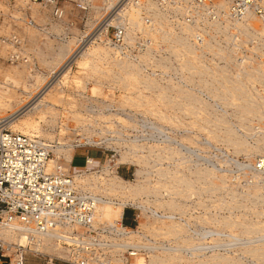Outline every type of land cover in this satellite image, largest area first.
Listing matches in <instances>:
<instances>
[{
	"label": "built area",
	"instance_id": "1",
	"mask_svg": "<svg viewBox=\"0 0 264 264\" xmlns=\"http://www.w3.org/2000/svg\"><path fill=\"white\" fill-rule=\"evenodd\" d=\"M30 1L46 9V21L38 22L31 13L26 18H17L15 15L24 11L20 0H0V6L8 7L6 12L0 9V14L11 18L15 28H21L19 22L23 21L24 25L39 30L43 38L50 36L59 42L75 35L76 28H83L94 7V0ZM105 3L111 5L104 10L96 40L115 52V59L139 64L145 76L163 85L180 84L212 100L209 90L202 86L200 75L196 76L198 81L194 75L191 76L194 83L186 82L190 73L183 67L186 61L181 57L185 56L173 53L175 43L168 41V35L162 37L156 31L159 24L156 19L163 18L178 32L184 26L191 27L194 32L190 41L195 47L192 51L202 64L226 65L232 73L242 65L264 66V35L259 32L264 31V0H103ZM69 4L79 12L74 13ZM134 11L140 12L142 20L135 27L131 18ZM155 12H160L162 17H153ZM248 17H256L258 24L251 29L256 35L247 36L241 27ZM5 39L18 48L10 58L18 59L19 48L27 43L26 38L13 32ZM206 41L209 48L204 45ZM227 54H231V59ZM255 86V92L263 93L261 83ZM66 87L64 89L76 100L79 119L71 123L60 116L52 131L59 135L64 128V141L67 139L76 147H90L86 142H95L102 157L91 160L87 153L84 166L75 174L70 164L65 166L68 161L55 155L52 140L7 129L0 132V264H28L29 261L32 264H135L137 256L144 258V264H151L152 254L170 247L171 236L147 232L141 240H138L139 235L130 238V228L123 226L128 211L132 212L135 231H143L141 220L168 221L174 214L175 220L187 225L188 235L195 237V216L200 215V211L195 210V195L189 200L174 195L178 201L175 209L179 210L173 213L157 208L156 201L150 199L139 206H125L122 220L112 223L98 220L99 205L116 199L95 191V186L83 180L98 173L122 174V166L130 164L119 161L121 153L126 154L128 160L141 158L131 180H137L140 168L147 170L154 181L162 171L158 168H170L177 163L181 170L187 171L188 163L223 175L229 189L237 193L253 186L264 190V150L238 155L207 137L195 139V131L160 122L143 110L123 105L122 89L114 83H102L105 96L88 95L71 83ZM214 101L217 110L224 109L223 104ZM111 114V118H104ZM252 125L254 130L248 139L255 143L264 137V120L253 118ZM42 128L48 129L44 125ZM156 144L166 146V150L152 151L151 146ZM169 147L179 152L176 158L185 160L176 162L169 158L172 153ZM55 156L60 163L50 167L49 161ZM168 190L163 189L166 197ZM48 238L53 239L64 255L42 250Z\"/></svg>",
	"mask_w": 264,
	"mask_h": 264
},
{
	"label": "rangeland",
	"instance_id": "2",
	"mask_svg": "<svg viewBox=\"0 0 264 264\" xmlns=\"http://www.w3.org/2000/svg\"><path fill=\"white\" fill-rule=\"evenodd\" d=\"M20 4L24 11L17 13L15 15L17 18H26V15L31 13L38 22L48 19L46 9L42 5L32 3L30 0H20ZM68 7L74 8V13L79 12L73 4H69ZM109 7L110 3L103 4V0H94V7L88 13L85 26L76 28L75 35L62 42L50 36L43 38L44 35L39 30L24 25L23 21H18L21 28H15L11 18L0 14V126L10 120L7 118L27 104L37 92L45 88L47 82L51 81L50 78L66 63L83 38L90 33L92 37L99 31L98 26L104 10ZM7 8L5 5L0 6V9L5 12ZM154 16L162 17V15ZM131 18L134 27L140 25L142 21L140 12L134 11ZM156 20L159 22L156 31L160 32L162 37L168 35V41L175 43L173 53L185 56L181 57L183 61H186L183 67L190 73L186 82L194 83L191 76L195 75V81H198L196 76L200 75L202 86L212 94H210L212 100L192 89H185L180 84L163 85L157 79L145 76L138 66L136 68L134 64L115 61L114 52L94 38L89 40H95L94 43L86 42L87 48L84 55L73 62V67L70 68L71 65L69 68L66 67L67 76L54 85L45 102L43 101L29 116L20 118L13 126L4 124L2 129L42 135L48 139H55L57 144L58 139L66 133L64 128L59 135L58 132L52 131L60 116L71 123L79 119V111L74 103L76 100L73 94L64 89V86L69 88L71 83L75 84L76 88L87 92L88 95L105 96L101 87L102 83H114L122 89L123 105L143 110L160 122L195 131V139L207 137L226 145L230 151L238 155L262 152L264 137L258 138L255 143H251L248 137L254 130L253 118L264 120V91L261 93V90L260 92L254 90H257L255 86L257 82L264 86V66L242 65L236 73H232L226 65L211 67L202 64L194 54L195 51H192L195 48L194 44L188 39L189 44L184 38L186 33H193L191 27L185 28L183 33L175 31L169 22H164L163 18L161 21ZM254 24L257 25V21H254ZM247 30L249 28H245V31ZM13 32L20 33L27 40V43L19 48L18 52L21 55L18 59L10 58V54L18 48L13 47L5 39ZM98 35L99 32L95 34L96 37ZM251 35L256 34L247 33V36ZM207 42L209 41H206L204 45L206 44L209 48ZM227 56L231 59V54ZM66 68H64L65 71ZM131 70L137 74L129 77L127 75ZM175 88L176 91H174ZM214 100L223 104L224 109L217 110ZM247 104L252 105V109L245 110L243 106ZM69 107L70 110H68ZM111 116L112 114L104 115V118L109 119ZM119 118L122 119V117ZM42 125L48 128L47 131L42 128ZM165 148L166 146L158 144L151 146V150L156 153L166 150ZM169 150L172 151L169 158L176 162L185 160L184 157L176 158L179 152L174 151L172 147H169ZM60 152L64 154V157H60L68 161L65 166L68 167L67 164H70L69 167L73 172L79 171L84 166L86 155L90 154L94 160L102 157L99 147L90 149L64 147ZM122 156L125 157L122 158ZM120 158L121 163L129 162L130 164L122 166L120 175L131 180L133 178L131 174L138 168L141 158L128 160L124 153L120 154ZM50 166L53 167L54 164ZM179 166L176 163L170 168H158L162 171L154 181L148 176L147 170L140 168L142 172L137 169V180L131 181H134L133 185L143 187V192L138 198L176 199L174 195H177L189 200L192 195H195V210L200 211V215L195 216V264H264V190L253 186L237 193L229 189L223 175L217 174L210 168L192 166L187 163L188 170L183 171ZM163 177L166 179L164 180ZM165 188L169 189L168 197L164 195ZM131 213L128 211L126 215L128 223H132ZM256 244H261L263 250L256 252L249 250ZM48 249L51 250V246ZM44 252L57 254L54 250ZM28 264L32 262L29 261Z\"/></svg>",
	"mask_w": 264,
	"mask_h": 264
},
{
	"label": "bare ground",
	"instance_id": "3",
	"mask_svg": "<svg viewBox=\"0 0 264 264\" xmlns=\"http://www.w3.org/2000/svg\"><path fill=\"white\" fill-rule=\"evenodd\" d=\"M110 5H111V3H110ZM154 15H161V13L155 12ZM255 18L256 17H248L247 22L241 24V27L243 29L249 28V30L245 31L246 35L248 32L250 34H256L257 33V32H254L251 30L252 28L255 29V27H253ZM185 28H190V27L184 26L181 29V31L183 33L185 31ZM256 30H257V28H256ZM94 31H92V33ZM97 32H99V31H97ZM97 32H95L92 35V37L90 36V34H91L90 33L89 35H87L85 38H83L81 40L80 44L77 46V48H75L76 50L73 52V54H71L68 57L66 63L63 64L58 69L56 74L50 78L51 81L49 83L47 82V85H45V88L43 87L39 92H37L34 95V97L27 104L23 105L20 109L15 111L9 118H7L10 120H8L7 122H5L3 120L5 122L4 124L6 126H13V124H15L17 122V120H19L22 117L25 118V116H29L31 114V112L36 110L38 108V106L43 101L44 102L46 101V97H47V95H49V93L51 92L54 85L59 83L61 81V79H63V77L67 76L68 69L66 67L69 68V65H71L73 62H76L77 59L80 58V56L84 55L83 53H85V51H86L85 48H87L86 42H90V44H91V42H93V43L95 42V40L97 39L95 34H97ZM259 32H260V35H262V36L264 35L263 30H259ZM192 34L186 33L185 35L187 37L185 36L184 38L187 41H188V39L190 41ZM89 36H90V38H89ZM94 38H95L94 41H89V40H93ZM189 41H188V43H189ZM85 43H86V45H85ZM88 45H89V43H88ZM113 56H114V58H116L117 54L114 52ZM115 61H117L119 63L134 64V66L136 68H138V67L141 68L139 64L132 62L130 60L115 59ZM64 68H66V71ZM133 70L129 71L127 76L131 77V76L137 74V72H135ZM243 108L245 110H250V109H252V105L247 104V105H244ZM3 121H1V122H3ZM4 124L2 126H0V129H1L0 132L3 130L2 128L5 126ZM4 129H6V128H4ZM41 137H43V136H41ZM46 139H48V138H46ZM48 140H52L53 152L60 159H62L60 156L64 157V154H62L60 152L64 147L65 148L71 147L73 149H79V148L90 149L91 147L96 146L95 142L90 141V142H86L87 144L90 145V147H76V145H74V143H70L68 140L64 141L63 137L58 139L57 144H56L55 139H53V138L48 139ZM84 145H86V144H84ZM56 156L54 158H51V160L49 161V165L54 164V166H56L59 164L60 161L58 160V158ZM123 157H125V156H122V158ZM89 158L91 160L93 159L91 156H89ZM105 167L108 168L109 165H105ZM140 170H138V172ZM141 172H142V170H141ZM77 173L78 172H76L75 174H77ZM109 176H111V177H109ZM133 182L134 181L125 179L120 174L119 175L116 174V175L112 176L111 174L103 175L100 173H98L97 175H95L93 177H88V178L83 180V183H85V184L87 183V184L95 186V188H94L95 191L102 193L104 195H110L116 199L115 201H112V202L106 201V202H103L99 205V208H98L99 209V214H98V220L99 221H104L106 223H112V222H115L117 220H122V216L124 213L125 206H127L129 204L134 205V206H139V204L141 205V202L150 200V198H147V199L138 198L140 193L143 192V189H142L143 187H137L136 185H133L134 184ZM135 182H137V181H135ZM101 185H103V186H101ZM174 185H176V184H174ZM185 185H191V184H185ZM193 196L194 195H192V197ZM153 200L156 201V206L159 209H168V210L172 211V213L179 210V209H175L176 205H178L177 199L167 198V199H153ZM173 215L174 214H172V217H171L172 219H169L168 221L161 220V221L149 222V220H147V221L141 220L140 221V228L143 230L142 231L143 233L140 230L135 231V227L133 225H127V224L123 223L124 227L130 228L129 229L130 230V236H131L130 238H132V239H135L134 237H136V235H139L140 238L138 240H141L143 234L147 233V232L157 233V234L158 233H165V234H168L171 236L169 238V241L171 244L170 247H168V248L164 247L160 253L152 254L150 257V260H149V262L151 264H195V237L192 235H188L187 229H186L187 225H185L181 221L175 220ZM50 246H51V250L48 249ZM42 250L43 251L54 250L57 252V254L64 255L62 250L60 251L58 249L57 245L55 244V242L53 241L52 238L45 239ZM249 250L254 251V252L260 251V250L262 251L263 246L261 244H256L254 246H251V248H249ZM226 259H228V258H226ZM144 261L145 260L142 256H137V258L134 262H135V264H137V263H140V264L143 263L144 264Z\"/></svg>",
	"mask_w": 264,
	"mask_h": 264
},
{
	"label": "trees",
	"instance_id": "4",
	"mask_svg": "<svg viewBox=\"0 0 264 264\" xmlns=\"http://www.w3.org/2000/svg\"><path fill=\"white\" fill-rule=\"evenodd\" d=\"M125 224H127V225H133V226H134L133 223H128V222L126 221V219H125Z\"/></svg>",
	"mask_w": 264,
	"mask_h": 264
}]
</instances>
